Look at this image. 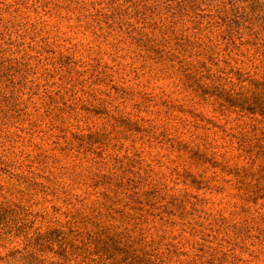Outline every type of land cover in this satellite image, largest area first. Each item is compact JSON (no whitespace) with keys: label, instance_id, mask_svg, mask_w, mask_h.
Returning <instances> with one entry per match:
<instances>
[{"label":"rangeland","instance_id":"obj_1","mask_svg":"<svg viewBox=\"0 0 264 264\" xmlns=\"http://www.w3.org/2000/svg\"><path fill=\"white\" fill-rule=\"evenodd\" d=\"M0 264H264V0H0Z\"/></svg>","mask_w":264,"mask_h":264}]
</instances>
